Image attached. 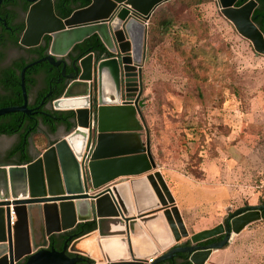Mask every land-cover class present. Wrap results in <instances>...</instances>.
Segmentation results:
<instances>
[{"label":"water","instance_id":"obj_1","mask_svg":"<svg viewBox=\"0 0 264 264\" xmlns=\"http://www.w3.org/2000/svg\"><path fill=\"white\" fill-rule=\"evenodd\" d=\"M169 1L91 0L65 19L57 16L54 0L31 1L19 43L35 48L49 36L48 55L38 62L58 66L64 62L57 59L94 35L106 51L82 54L75 75L52 102L56 112L71 113V128L33 161L0 166V264H167L179 253L190 264H211L215 251L263 220L264 205L244 207L224 223L190 235L157 169L148 132L143 138L148 22ZM239 1L219 0L221 11L264 55V32L253 21L259 3L247 0L238 7ZM30 66L22 72L24 106L0 115L28 113ZM90 222L94 230L79 236L80 225ZM64 234L67 240L57 250L52 238Z\"/></svg>","mask_w":264,"mask_h":264},{"label":"rangeland","instance_id":"obj_2","mask_svg":"<svg viewBox=\"0 0 264 264\" xmlns=\"http://www.w3.org/2000/svg\"><path fill=\"white\" fill-rule=\"evenodd\" d=\"M169 2L157 19L171 18L172 33H157L150 47L148 26L143 138L148 132L157 169L193 235L240 208L264 205V55L223 15L219 0ZM41 143L40 153L48 146ZM210 263L264 264V221L215 251Z\"/></svg>","mask_w":264,"mask_h":264},{"label":"flooded vegetation","instance_id":"obj_3","mask_svg":"<svg viewBox=\"0 0 264 264\" xmlns=\"http://www.w3.org/2000/svg\"><path fill=\"white\" fill-rule=\"evenodd\" d=\"M31 1L3 0L0 7V111L10 108H22L24 106L22 72L27 66L32 65L25 71L28 113L17 111L0 115V144L7 142V145H0V164L22 162L27 156L33 161L40 154L35 145L36 137L41 135L46 138L48 142L47 147H49L59 139L61 133L65 134L69 130L72 120L71 113H61V115H58L57 113L59 112L53 109L52 102L62 95L61 92L68 80L67 78L75 75L74 66L83 51H76L74 48L67 57L56 60L64 63L53 66L48 61L38 62L45 58L48 52L44 57L38 58L37 55L29 51L31 48H24L20 43L17 45L15 39L17 36L21 38L25 31L27 15L33 4ZM67 2H70V0H67ZM54 5L56 7V0H54ZM80 8L84 7H75L71 14ZM44 40L40 46L45 45ZM63 64H66L65 69ZM21 65L25 67L20 71L19 66ZM39 65L49 66L50 74L52 75L41 72L34 76V84L31 81L27 82L26 73H31V70L37 68ZM48 79H51L49 86ZM47 86L48 91H46ZM45 120L49 121L50 126L51 124L57 125V129L52 131L50 126L45 123ZM13 121H16V131L20 132L13 134L1 133V131L9 129V124ZM20 145H22L23 151L14 154L13 151ZM224 238L225 235H222L207 243L219 242ZM65 239L67 240V237ZM63 242L60 238L52 240V243L59 246V250L63 249ZM184 245H189V243ZM68 254L74 257L73 254ZM174 261L167 264H190L185 253L177 254Z\"/></svg>","mask_w":264,"mask_h":264},{"label":"trees","instance_id":"obj_4","mask_svg":"<svg viewBox=\"0 0 264 264\" xmlns=\"http://www.w3.org/2000/svg\"><path fill=\"white\" fill-rule=\"evenodd\" d=\"M196 2L197 4H202L204 2V0H189V2ZM247 0H240L236 6H242ZM259 3V7L256 9V11L254 12L253 15V21L254 23H256L261 30L264 32V23H263V18H264V0H256ZM91 0H70V2H67V0H56V7H55V11L56 14L65 19L67 17H69L71 15V12L74 10L75 7L79 6V7H87L90 4ZM66 3V4H65ZM170 3V2H169ZM169 3H165L162 6H160L152 15L151 19H150V23H149V45L150 47H152V43L153 40L155 38V35L158 33L159 35H161L162 37L164 36H169L172 33V30L174 28V24L175 22L171 19V18H158L157 19V14H159L161 12V9L165 6H167ZM76 5V6H75ZM190 5H194L191 4ZM20 37L17 36V38L15 39V43L17 45H19V39ZM45 45L44 46H40V47H35V48H31L29 49V51L31 53H33L34 55H37L38 58L44 57V55H46V53L48 52L49 46H50V41L51 38L49 36L45 37ZM76 51L82 50L83 51V55H87L90 52H99L100 54H103L106 49L103 45V43L101 42V40L98 38L97 35H94L92 37H90L89 39H87L86 41H84L83 43L77 45L75 47ZM24 65L19 66L20 71L22 69H24ZM44 72L48 75H52L50 74V68L49 66H45V65H39L37 66V68L31 70V73L27 72L26 73V81L29 82L31 81L33 84L34 82V76L38 73ZM20 80V77H19ZM51 79H48V86L50 85ZM30 82V83H31ZM48 86L46 87V91H48ZM21 90V89H20ZM63 92V90H62ZM61 92V93H62ZM58 115H61V113H57ZM15 119V118H14ZM16 121H13L11 124H9V129L7 130H3L1 131V133L4 134H13L16 132H20V131H16ZM45 123L48 124L50 126V123L48 120H45ZM14 128V129H12ZM50 128L52 129V131H55L57 129V125L51 124ZM71 128V125L69 126V129ZM40 139V140H39ZM38 141L40 144H42L41 142H46V138H44L41 135H38L35 139V142ZM22 145L16 147V149L13 151L14 154H18L20 152H22ZM32 159L30 157L27 156V158H24L23 162L29 163L31 162ZM22 165V164H19ZM264 221V211H263V220ZM95 228V223L90 222L87 223L85 225H80L79 229L77 230L78 233H81L79 236L86 234L88 232H91L92 230H94ZM65 237H67V234L64 235H59L56 237H53L52 240H58L59 238L62 239V241H66ZM63 242V243H64ZM54 246L56 247L57 250H59V246L57 244H54Z\"/></svg>","mask_w":264,"mask_h":264},{"label":"crops","instance_id":"obj_5","mask_svg":"<svg viewBox=\"0 0 264 264\" xmlns=\"http://www.w3.org/2000/svg\"><path fill=\"white\" fill-rule=\"evenodd\" d=\"M25 162H12V163H3V164H0V166H6V165H19V164H24ZM174 194V193H173ZM174 197H175V199H176V196L174 195ZM176 202H177V205H178V207H179V209H180V211L182 212V210H181V205H180V202L176 199ZM210 262V261H209Z\"/></svg>","mask_w":264,"mask_h":264},{"label":"bare ground","instance_id":"obj_6","mask_svg":"<svg viewBox=\"0 0 264 264\" xmlns=\"http://www.w3.org/2000/svg\"><path fill=\"white\" fill-rule=\"evenodd\" d=\"M80 143H81V140H78V139H76V140L74 141V143H73V145H74V147H75V149H76L77 151L80 150ZM56 190H57V188H56Z\"/></svg>","mask_w":264,"mask_h":264},{"label":"built area","instance_id":"obj_7","mask_svg":"<svg viewBox=\"0 0 264 264\" xmlns=\"http://www.w3.org/2000/svg\"><path fill=\"white\" fill-rule=\"evenodd\" d=\"M148 26H149V22H148ZM11 219H12V223H14L16 220L15 214L13 212L11 214ZM150 262H152V260Z\"/></svg>","mask_w":264,"mask_h":264}]
</instances>
